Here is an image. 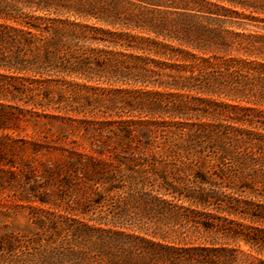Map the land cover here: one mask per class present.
Instances as JSON below:
<instances>
[{"label": "trees", "instance_id": "1", "mask_svg": "<svg viewBox=\"0 0 264 264\" xmlns=\"http://www.w3.org/2000/svg\"><path fill=\"white\" fill-rule=\"evenodd\" d=\"M263 15L264 0H0V184L32 191L0 264L264 256V110L232 104L264 107ZM44 149L60 163L41 173L8 158Z\"/></svg>", "mask_w": 264, "mask_h": 264}, {"label": "rangeland", "instance_id": "2", "mask_svg": "<svg viewBox=\"0 0 264 264\" xmlns=\"http://www.w3.org/2000/svg\"><path fill=\"white\" fill-rule=\"evenodd\" d=\"M264 16V15H263ZM262 16V17H263ZM249 60L257 61V62H264V56H258V57H252L249 58ZM232 104H238L240 106L245 107H256L257 109L264 110V107L262 106H252L246 103H232ZM65 135L76 138L81 140L80 135H73L72 132L68 131L64 133ZM23 137L24 134H21ZM14 149L16 148V145H12ZM41 154L34 155V154H22V153H15L12 155L9 154L8 158L9 160H14L16 162L21 163L23 159L30 162L31 165H33L38 172H42L43 165H48L50 168H54L57 164L60 163V157L57 156V154H48V151L44 149ZM57 153V152H55ZM39 182L43 183L45 182V179L43 177L39 178ZM43 186V184H41ZM26 192H32L30 191L28 185L25 187H10L0 184V227H3L5 225H11L13 223H22L25 221V215L28 214L29 209L25 206L26 203H21L18 200V197ZM45 192H50L49 189H43L42 187H39L37 189V195L38 194H44ZM25 207H22L23 205ZM238 257L239 261L237 264H249L250 261H257L258 259L264 260L263 255L257 254L255 251L251 250L249 247L245 245H241L238 250Z\"/></svg>", "mask_w": 264, "mask_h": 264}]
</instances>
